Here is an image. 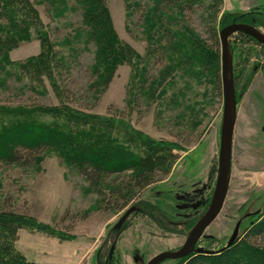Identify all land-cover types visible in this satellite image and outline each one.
<instances>
[{
	"label": "rangeland",
	"instance_id": "374dc122",
	"mask_svg": "<svg viewBox=\"0 0 264 264\" xmlns=\"http://www.w3.org/2000/svg\"><path fill=\"white\" fill-rule=\"evenodd\" d=\"M30 1L53 40L63 39L82 23V10L75 0L69 1L62 16L44 0ZM107 5L120 40L141 58L140 68L124 64L107 88L91 92L90 67L96 47L80 40L72 45L76 53L62 46L65 54L69 52L62 77L65 104L97 118L93 126L78 128L94 134L96 143L89 151H76L80 157H74L81 160L88 155L100 163L108 150L110 172L91 184L79 172V164L55 150L46 151L29 166L0 162V209L13 212L15 219L25 223L14 247L28 262L146 264L161 252L180 249L204 214L218 176L223 117L222 20L227 15H244L240 23L255 26L258 20L257 26L264 32V0H200L191 11L174 7L166 18L172 25L161 20L166 33H157L155 42L150 41L143 24L144 12L154 5L153 0H107ZM10 29L0 21V106L62 105L49 82L46 94L34 92L29 79L16 68L40 55L42 46L37 39L8 51V62L15 66H1L5 60L2 48H6L2 42ZM184 33L218 51V75L199 67L190 69L180 58L167 59L163 47ZM230 41L237 122L228 195L197 245L210 250L226 246L238 223H242L238 235L245 236L253 222L245 218L264 210L263 49L239 33ZM8 119L0 117V125H7ZM50 121L46 117V122ZM103 139L109 144H100ZM149 140L168 145L175 158H166L161 173L148 177L151 184L142 189L135 181L142 172L137 163L146 155L144 143ZM131 207L140 212H133L116 228ZM179 260L161 264H179Z\"/></svg>",
	"mask_w": 264,
	"mask_h": 264
},
{
	"label": "trees",
	"instance_id": "16d2710c",
	"mask_svg": "<svg viewBox=\"0 0 264 264\" xmlns=\"http://www.w3.org/2000/svg\"><path fill=\"white\" fill-rule=\"evenodd\" d=\"M69 1L44 0V3L54 11L59 9L58 14L62 16V13L69 9ZM153 1L154 5L147 6L143 17V24L146 26L148 34L150 33L151 42H155L158 37L157 33H166L161 20L172 25L173 22L166 20L167 13L172 8L182 7V10L191 11L200 4V0ZM75 2L82 10V23L75 28L73 33L63 39L53 40L50 31L40 21L34 3H31L30 0H0V21L4 20L7 26L11 28L4 42H2L3 46L6 47L2 48L5 52V56H3L6 61H1L3 62L1 66H5V68L7 65L15 66L9 63L8 51L21 42L37 39L42 46L40 55L17 64L16 68L26 75L29 79L30 88L34 92L46 94V83L49 82L56 96L60 98V104L62 103L59 106L40 107L0 106V117L9 118L7 125H0V162L7 165L29 166L34 162L36 163L46 151L55 150L67 161L71 160L79 164V172L89 183L93 184L102 180L105 173L110 172L111 168L108 166L112 164H107L108 161L106 160L110 153L106 150L104 161L98 163L88 155H83L80 160V154L76 152L89 151L91 146L96 143V141L93 143L94 134L89 133L87 129L81 131L78 128L93 126L97 118L83 113L85 111L74 105L65 104L66 95L62 71L68 68L67 57L69 52L71 54L77 52L72 46L75 42L84 40L86 43L95 45L96 50L90 67L93 80L89 89L91 92L99 93L109 86L120 66L129 64L133 68L136 67L135 70H137L140 68L142 60L134 53L131 46L122 42L117 35L107 0H75ZM242 17L244 15L225 16L220 30L234 21L241 22ZM255 21V26H257L258 20ZM153 30L155 31L154 34ZM239 36H245L248 40L261 46L264 55V45L247 34L239 33ZM215 38L216 35H214ZM230 45L234 59V47L231 41ZM62 46L68 48L69 52L65 54L62 51ZM163 49L168 52L167 59L170 61L180 58L183 65H187L190 69L199 67L211 72L212 75L219 74L220 57L218 51L213 52L207 49L203 46L202 41L194 36L185 33L178 34L175 40H170ZM159 50L161 48L156 51ZM161 72L164 73V70ZM46 117L50 118L51 121L46 122ZM121 125L123 126V124ZM104 142L105 139L100 144ZM104 144L108 145L109 143L107 141ZM144 144H146L148 151L137 163L142 168V172L135 179L137 185L142 189L151 184L148 177L151 178L161 173L160 169L162 170V166L166 164V158H175L172 156L168 145L161 144L159 146L155 142L151 143L150 140L145 141ZM111 148L114 149L112 145ZM161 153L165 155H161ZM74 155L79 157L75 158ZM213 192L205 203L206 208L203 213L207 211L210 205ZM200 203H198L199 207L202 206ZM15 218L13 212L0 209V264H39L28 262L25 256L15 249L14 243L18 240V232L26 226L20 219ZM251 218L253 222L248 226L245 236L240 237L238 235L232 246L228 248L224 246L218 250L204 248L213 251L214 254L191 255V257L180 259L179 264L189 259L186 264H200L201 262H203L201 264H264V210L253 213L245 219L250 220ZM109 264L111 263L109 262Z\"/></svg>",
	"mask_w": 264,
	"mask_h": 264
},
{
	"label": "water",
	"instance_id": "95a60500",
	"mask_svg": "<svg viewBox=\"0 0 264 264\" xmlns=\"http://www.w3.org/2000/svg\"><path fill=\"white\" fill-rule=\"evenodd\" d=\"M238 33H244L251 36L258 43L264 45V32L258 27L243 24L240 22H233L223 27L219 32L221 43V78L223 90V117L220 136V150L218 161V176L212 196V200L207 211L194 225L183 246L175 251H164L146 264H161L166 260L183 259L191 255H212L213 251L205 250L203 247L197 246L199 240L204 235L206 229L216 220L222 211L226 197L229 191L230 173L232 166L233 153V138L235 126L237 122V99L235 92L234 70H233V56L231 52L230 39L231 36ZM136 207L129 208L125 214L120 218L116 225L118 228L124 223L127 218L138 211ZM239 223L236 225L233 234L226 244V248L233 245L239 233ZM114 246H112L111 254Z\"/></svg>",
	"mask_w": 264,
	"mask_h": 264
}]
</instances>
